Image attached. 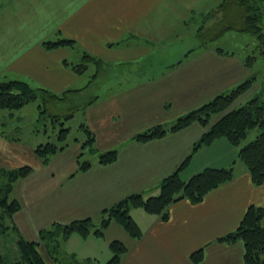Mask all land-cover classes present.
Segmentation results:
<instances>
[{
	"label": "crops",
	"instance_id": "crops-1",
	"mask_svg": "<svg viewBox=\"0 0 264 264\" xmlns=\"http://www.w3.org/2000/svg\"><path fill=\"white\" fill-rule=\"evenodd\" d=\"M216 1L219 3L214 5ZM222 1L0 0V78L23 80L33 88H46L64 98L53 105L52 112L70 116L65 125L80 115L81 126H87L96 137L99 154L118 150L114 163L101 164L97 157L89 161L88 169L80 170L85 136L78 139L76 145L81 151L75 155L72 168L63 169L67 170L66 178L75 182L66 193L57 192L54 202L61 213L56 217L60 223L56 221L50 228L100 217L103 210L134 193H142L145 198L157 196L160 182L190 155L180 174L183 181L206 168L234 171L232 181L210 192L201 203H171L167 219L142 208L133 209L131 216L143 232L138 240L115 222L103 237L91 234L82 242L72 234L69 240L74 237L81 242L80 249L73 251L77 259L82 254L79 258L86 263L101 264L97 260L100 252L120 240L128 246L121 264H246L242 241H216L238 227L251 205L264 209V183H253L238 158L239 148L220 138L193 153L207 130L198 122L147 142L133 138L157 125L170 128L178 118L248 80L250 88L232 108L258 97L254 91L259 81L254 72L256 56L247 61L249 55L219 44L182 46L164 41L194 15H206L208 8L215 9ZM232 33L239 32L229 31L222 37ZM58 37L73 39L75 48L44 49V41ZM85 53L101 59L102 68L98 70L92 63L84 73L74 71L71 66ZM31 104L6 114L0 110V172L31 167L27 177L16 181L25 189L13 222L23 237L38 241L41 231L50 229L42 223L44 210L32 204L34 197L49 192L47 187L41 188L47 183L46 173L38 174L47 163L35 154V149L45 143L24 146L18 136L7 137L2 127L14 116L17 118L12 124L23 126L27 121L18 113ZM68 146L50 160L66 154ZM28 223L33 239L24 231ZM111 230L117 232L115 239L106 236ZM97 239H104L101 243L105 246ZM200 248H204V259L194 263L191 254Z\"/></svg>",
	"mask_w": 264,
	"mask_h": 264
},
{
	"label": "trees",
	"instance_id": "trees-1",
	"mask_svg": "<svg viewBox=\"0 0 264 264\" xmlns=\"http://www.w3.org/2000/svg\"><path fill=\"white\" fill-rule=\"evenodd\" d=\"M214 15L219 16L220 19L207 25L208 31L213 34L212 37L207 41L204 39L206 32L204 24L197 31V38L201 45L216 41L225 33L234 31L251 34L258 39L261 48L264 46V0H223L215 9L205 15V22L212 19ZM42 45L48 51L59 47L75 48V41L70 38L58 37L56 40L44 41ZM254 59L255 57L251 55L247 61ZM92 63L97 65L98 70L102 68V60L88 53H85L82 60L71 67L77 73H84ZM250 86L251 81H245L235 89L217 95L201 107L178 118L170 128L166 129L162 125H157L136 134L133 138L140 142H147L161 138L168 132L182 130L193 123H201L207 126V130L194 146L192 152L210 145L217 139L225 138L239 148L238 158L247 168L253 183L261 185L264 183V101L258 97L253 98L247 104L230 109L213 122L214 116L227 111ZM60 101H64V98L46 88H33L23 80L0 78V110L15 112L29 103H38L39 118L48 120L46 117L50 116V113L47 112V107ZM50 118L52 124L60 125L58 133L60 145L48 142L35 149V154L45 163L50 160L51 156L68 145L66 141L70 133V128L65 127V121L70 116L54 114ZM257 128L261 130L260 134L254 140L246 142L249 134ZM80 129L85 134V140L82 144L83 151H87L91 155H98L101 164H111L117 160L118 150L113 149L99 154L95 147L96 137L94 133L85 125L81 126ZM190 157L191 155L173 174L160 182L157 196L145 198L142 193L131 194L102 211L100 226H96L91 218L76 220L65 225L55 224L52 228L41 231L38 241L27 240L15 226L13 216L21 209V202L10 198L13 183L27 177L31 173V167L22 166L10 172H3L4 174L7 173V180L0 183V239L9 233V225H12L11 230L18 240V248L21 253L20 263L22 264H48L40 251V247L45 248L47 255L54 264H61L60 255L57 254V247L61 244L60 238L66 241L75 233L84 238L91 234L103 237L105 229L112 222L120 225L131 238L138 240L142 237L143 232L130 214L133 209L142 208L149 214L161 215L163 219H167L168 207L171 203L181 200H188L193 204L201 203L210 192L234 179L233 168H206L193 175L188 181H183L180 174ZM90 166L89 161L80 162V170H86ZM5 215L11 218V224L4 223ZM263 218L264 209L251 205L238 227L234 231L218 237L216 241L227 244L242 241L244 243L245 263L264 264ZM110 248L113 255L105 264H121L124 255L128 252V247L122 241L114 240L110 243ZM75 259L77 262L76 257ZM203 259L204 248H200L191 254V260L194 263H200ZM0 261V264H5L2 257H0Z\"/></svg>",
	"mask_w": 264,
	"mask_h": 264
},
{
	"label": "rangeland",
	"instance_id": "rangeland-1",
	"mask_svg": "<svg viewBox=\"0 0 264 264\" xmlns=\"http://www.w3.org/2000/svg\"><path fill=\"white\" fill-rule=\"evenodd\" d=\"M217 3L219 2L216 1L214 5H217ZM210 9L211 8H208L207 11L210 12L213 10V9L212 10ZM204 17L205 15L203 14L194 15L193 19H191L189 23H187V25H182L180 29L177 30L176 34L167 36V38L164 41L166 43H175V44L182 45V46L193 45V44H198V43L200 44L197 38V31L203 24L206 26V32L204 33V39L207 41L210 37L213 36V34H210L211 32L208 31L207 25H209L212 21H218L220 18L219 16L214 15L213 16L214 19L212 18L208 20L207 22H205ZM211 43L217 44V45L219 44L220 46L230 49L231 51L243 53L246 56L252 55V56L257 57V62L255 64L254 72L258 74L259 81L257 82L254 91H257L255 95L260 97L264 101V83L263 84L261 83V81H264V46L261 48L260 42L258 41V39L251 34L232 33V35H226L224 37L219 38L216 41L205 43L204 45L211 44ZM246 92L247 91L242 93L239 96V98L242 95H244ZM254 97L255 96H253V98ZM237 99L234 101L233 104H235ZM245 104H247V102ZM232 105L224 113L214 116L213 122L219 119L226 112L230 111V109H232ZM37 106H38L37 103H32L31 105H28V107H26L25 110L19 113L17 112L19 116H23L24 119L27 121L23 126L12 124L13 121L16 122L17 116L16 117L14 116L12 119H9V120L7 119L8 125L2 126L5 135L7 137L18 136L20 139H22V143L24 144V146L31 145L35 147L38 145V141H44L41 143L53 142V143H57L60 145V142L58 141V133L60 131V125L52 124V119L50 118L52 117V115L56 114L52 112L53 105H49L47 107L48 109L47 112L50 113L49 114L50 116L46 117V119H48V122L46 124L45 122H43L44 119L39 118L40 111L36 110ZM2 112L3 114H6L9 111H5V112L2 111ZM69 112L70 111H65V113H69ZM79 116L80 115H78V117L75 120H73L71 123L65 126V127L70 126V133L66 141V143L67 142L69 143V146L66 148V154H58L55 158H52L50 161L47 162V165L45 166L46 168L40 169L38 171V174L46 173L47 183L41 188L47 187L49 189V192L44 196H39V198L34 197L32 199L33 201L32 204L34 203L35 205L39 206L42 210H44L42 212L44 213L45 216H44V219H42L43 221L42 223L48 224L49 228L51 227L53 223L58 221L56 220L57 219L56 217L61 215L59 209L56 207V203L54 202L57 192L60 191V192L66 193L68 190L72 188L75 182V180H72L73 178L69 180L66 178L65 175H67V170H63V169H65L66 166L68 168H72L73 161L75 160V155H79L77 153L81 151L79 150L80 149L79 145H76V143L78 139L79 141H81L82 137H84L85 134L83 135V132L80 130L81 124L79 121L80 119ZM173 124L174 122L171 125ZM260 132L261 130L258 128L253 130L249 134V137L246 139V142L254 140L260 134ZM37 133L39 134L37 135ZM84 152H85V155H83V157L80 159L81 162L94 161V159H97L98 157L97 155L95 156L90 155L87 151H84ZM3 172L5 173V170L0 172V183L6 182L5 175L7 176V173L4 174ZM24 189L25 187L23 184L18 183V182H16V184L13 183L12 192L10 193L11 195L10 198L21 200V198L24 195ZM54 190L56 191L54 192ZM29 199H30V196H28V200ZM26 201H27V198H26ZM98 217L97 218L94 217L93 219L92 218L91 219L94 220L95 224L100 222L98 224V226H100L102 216H100L99 218ZM4 218H5L4 220L5 224L12 223V221L10 220L11 218L8 215H5ZM57 223H60V222L58 221ZM9 226H10V229L8 230L9 233H7V235L3 236L0 239V257H2L3 262L5 264H18V263L22 264L20 263L21 253L18 248V240L17 238H15L14 236L15 233L13 232V230H11L13 226L12 225H9ZM24 231L27 237H30L33 239L34 234L32 231V225L28 223L27 226H24ZM75 234L76 235L74 236H77V238H80L82 242H84V239L87 240V238L89 237L88 236L84 238L77 233ZM106 236L107 237L109 236L110 239H115V237H117V232L115 230H111L110 232L106 233ZM69 238L66 241H63V239L60 238L61 244L57 247L58 249L57 254L60 255V258H59L60 263L61 264H78L79 262V264H88L86 263V261H84V259L82 260L79 258V256H82V254H79L78 259H77L78 261L77 262L75 261L76 259L73 253L75 251H78L77 249H80L81 242L78 239H74V237H72L70 240ZM97 240H100L99 242L101 246H105V243H101V242H105L104 239H97ZM100 250H101V247H100ZM40 251L45 257L48 264H54L52 260L50 259V257L47 255L44 247H40ZM100 253L101 254H99L100 256L97 258V260L99 259L101 261V264H105L106 262H108L109 259L113 255V251L111 250L110 246H109V250L105 251V247H104L103 253L102 252ZM92 264H95V263L93 262Z\"/></svg>",
	"mask_w": 264,
	"mask_h": 264
}]
</instances>
